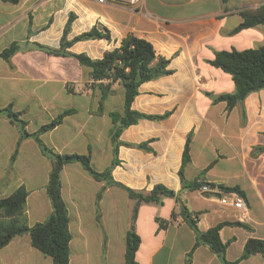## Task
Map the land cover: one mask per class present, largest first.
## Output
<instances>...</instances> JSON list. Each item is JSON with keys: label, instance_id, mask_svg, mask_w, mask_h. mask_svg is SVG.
Instances as JSON below:
<instances>
[{"label": "crops", "instance_id": "crops-1", "mask_svg": "<svg viewBox=\"0 0 264 264\" xmlns=\"http://www.w3.org/2000/svg\"><path fill=\"white\" fill-rule=\"evenodd\" d=\"M263 4L264 0H142L137 5L0 0V51L18 44L9 59L0 56V107L20 112L30 133L68 111L40 138L59 154L89 153L97 171L112 164L117 123L111 113L123 112L125 88L116 81L103 94L89 67L73 56L50 54L38 44L59 48L70 20L68 40L96 25L111 36L79 40L69 48L74 53L101 58L131 34L150 41L157 55L169 60L172 72L144 82L132 108L170 115L140 119L125 128L121 141L140 143L154 137L152 149L121 144L120 162L112 171L116 181L133 189L150 191L162 183L178 192L163 196L161 203L140 204L135 220L141 237L137 264H222L209 245L195 246L196 232L181 213L183 207L201 231L226 223L219 233L223 242L229 241V260L264 264L261 253L240 259L249 238L264 239V149L258 150L264 146V88L229 110L226 101H214L212 95L233 92L235 82L210 63L216 51L264 44L263 24L230 33L243 21V9ZM189 134L186 178L192 180L205 170L206 183L238 186L248 204L247 220L239 209L222 204L216 192L182 188L179 170ZM54 163L34 137H22L20 126L0 113V199L24 186L29 226L53 211L47 184ZM61 193L72 236L70 264H126L136 200L125 189L93 177L80 162L62 167ZM0 264L54 262L32 244L30 233H24L0 249Z\"/></svg>", "mask_w": 264, "mask_h": 264}, {"label": "trees", "instance_id": "trees-1", "mask_svg": "<svg viewBox=\"0 0 264 264\" xmlns=\"http://www.w3.org/2000/svg\"><path fill=\"white\" fill-rule=\"evenodd\" d=\"M241 15L243 21L233 28L230 33H236L243 28L257 24L264 25V4L256 8L243 9ZM70 25L71 21L69 20L64 29L59 48H50L41 44H38V46L50 54L77 58L83 66L91 69V76L94 81L99 82L98 84L102 88L103 94L110 90L112 83L116 81L122 82L125 88L123 112L113 111L111 113L113 121L117 123L112 136L114 158L109 167L103 171H97L92 167L91 155L89 153L59 154L43 143L40 134L46 130L53 129L57 124L61 123L68 111L59 114L51 122L42 125L37 131L30 133L26 129V121L20 117V112L14 111L11 106L0 107V113L6 114L13 122H16L20 126L22 137H34L41 145L43 152L57 162V166L53 167L50 172L47 184V192L52 202L53 211L44 221L38 222L33 226L27 224L24 210L28 191L24 186L17 188L10 195L0 199V249L8 244L14 236L30 233L32 244L46 255L51 256L54 264H70V241L72 236L69 231L67 205L61 193V170L66 163L80 162L93 177L98 180H106L109 184L125 189L128 195L136 200L132 224L127 233L126 264H137L135 255L139 248L141 237L135 231V220L140 204L161 203L163 196H177L178 192L162 183L154 185L150 191L133 189L116 181L113 178L112 171L120 162L118 152L121 144L145 150L152 149L149 143L155 139L154 137L140 143L123 142L119 137L125 128L138 123L140 119L160 120L170 115V111L164 114L141 112L133 109L132 103L140 93L139 88L144 82L169 74L172 70L167 67L169 60L165 57H159L150 41L131 34L121 40L119 47L105 52L101 58H91L84 52L74 53L69 48L79 40L103 37L110 39L111 36L109 30L106 28L101 29L96 25L90 30L68 40L67 34ZM17 49L18 44L13 43L0 51V56L9 59ZM210 63L231 74L235 82V90L233 92L212 95L214 101H226L229 110L237 103L243 102L249 93L264 88V44L257 48H247L244 50L216 51L215 57L210 60ZM191 136L189 134L186 140L182 164L179 170L182 188L197 189L201 188L205 183L226 191H237L243 194L238 186H225L212 182L206 183L204 180L205 170L192 180L186 178L185 167L191 160ZM19 143L20 140L18 141ZM263 149L264 146L258 147V150ZM17 150L18 145L14 156ZM181 213L196 232L195 246L207 244L220 257L222 264H238L239 259L229 260L226 257L229 241L223 242L219 233L221 227L226 224L225 222L219 223L206 231H201L197 226L196 220L189 218L185 207L182 208ZM174 214L172 217H174ZM252 253L264 255V239L249 238L240 259Z\"/></svg>", "mask_w": 264, "mask_h": 264}, {"label": "built area", "instance_id": "built-area-1", "mask_svg": "<svg viewBox=\"0 0 264 264\" xmlns=\"http://www.w3.org/2000/svg\"><path fill=\"white\" fill-rule=\"evenodd\" d=\"M101 3H108V4H127V5H137L142 0H98ZM203 191H211L216 192L219 194V199L222 204L224 205H230L240 210L241 212V218L243 220L248 219V204L245 199V197L237 192V191H226L223 189H220L216 186H210L207 184H204L202 187Z\"/></svg>", "mask_w": 264, "mask_h": 264}, {"label": "water", "instance_id": "water-1", "mask_svg": "<svg viewBox=\"0 0 264 264\" xmlns=\"http://www.w3.org/2000/svg\"><path fill=\"white\" fill-rule=\"evenodd\" d=\"M55 166H57V162L54 163ZM205 184V183H204Z\"/></svg>", "mask_w": 264, "mask_h": 264}]
</instances>
